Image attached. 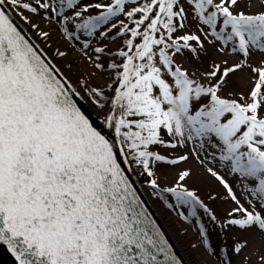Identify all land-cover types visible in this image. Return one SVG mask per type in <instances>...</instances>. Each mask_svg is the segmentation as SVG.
I'll list each match as a JSON object with an SVG mask.
<instances>
[{
    "label": "snow or ice",
    "instance_id": "6c2138e0",
    "mask_svg": "<svg viewBox=\"0 0 264 264\" xmlns=\"http://www.w3.org/2000/svg\"><path fill=\"white\" fill-rule=\"evenodd\" d=\"M52 25L88 78L51 57ZM190 160L223 192L202 198ZM141 188L207 214L214 264H253L230 233L264 264V0H0V244L18 264H187Z\"/></svg>",
    "mask_w": 264,
    "mask_h": 264
},
{
    "label": "rangeland",
    "instance_id": "374dc122",
    "mask_svg": "<svg viewBox=\"0 0 264 264\" xmlns=\"http://www.w3.org/2000/svg\"><path fill=\"white\" fill-rule=\"evenodd\" d=\"M28 13H25L27 15ZM56 25L50 27L52 31V38L47 41V45L51 47L47 48V51L52 54V56L59 61V65L67 72L69 76L72 77L74 81L79 80L83 75L85 78H88V73L91 71L89 67V62L87 58L78 51L74 45L63 39L60 33L56 31ZM59 47L63 51H67L69 55L66 58L56 57V48ZM231 59V57H229ZM71 65V67H69ZM93 83H102L99 80H93ZM189 167L193 168L196 173V180L194 181L195 186L199 188L202 198L204 194L209 190H215L216 192H223V189L203 170L193 161H189ZM174 173L169 174L168 179H162L161 186L167 187L170 186L171 176ZM231 180V178H229ZM193 182H190V184ZM151 193V192H150ZM154 200L159 216H161L162 222L166 225L167 229L170 231L172 237L178 246L181 247L182 253L185 256V259L189 264H214L216 261V256L210 254L206 251L207 245L201 244V235L199 232V223L203 222L209 228V241L213 248L219 251L224 244V241L220 234H218V228L212 225L209 221L207 214L203 212L202 209L198 210L197 216L193 217L190 214V210L185 206L181 208H170L169 203L175 204L174 197L169 195L168 200L165 201L160 197L152 196ZM206 203L216 211L218 215H223L224 210L230 208V204L223 203L221 201L211 202L207 201ZM179 212H184L185 216H188V219L183 218L179 215ZM235 235H245L250 241L251 248L249 251L253 252L251 259L253 264L256 260V255L254 250L260 246V242L257 237L253 234H239V233H230ZM231 239L229 238L228 243L231 244ZM248 255V253H245Z\"/></svg>",
    "mask_w": 264,
    "mask_h": 264
},
{
    "label": "water",
    "instance_id": "95a60500",
    "mask_svg": "<svg viewBox=\"0 0 264 264\" xmlns=\"http://www.w3.org/2000/svg\"><path fill=\"white\" fill-rule=\"evenodd\" d=\"M18 23V22H17ZM143 189V188H142ZM141 189L142 198L146 201L147 206L149 207L150 212L153 214L154 219L159 224L161 230L164 232L165 236L169 240V242L172 244L176 254L181 257L184 261L187 262L185 259L184 254L182 253L181 248L178 246V244L175 242L174 238L172 237L170 231L167 229L164 222H162L161 218L157 213L155 212V209L150 205L148 202L146 196L144 195L143 191ZM146 191V190H145ZM0 264H18L15 257L11 254V252L8 250L6 245L0 244ZM187 264H189L187 262Z\"/></svg>",
    "mask_w": 264,
    "mask_h": 264
},
{
    "label": "bare ground",
    "instance_id": "6f19581e",
    "mask_svg": "<svg viewBox=\"0 0 264 264\" xmlns=\"http://www.w3.org/2000/svg\"><path fill=\"white\" fill-rule=\"evenodd\" d=\"M142 191H143L144 195L146 196V198H147L148 202L150 203V205L155 209V212L157 213V215H159L154 200L144 191V189H142ZM159 217H161V216H159Z\"/></svg>",
    "mask_w": 264,
    "mask_h": 264
}]
</instances>
